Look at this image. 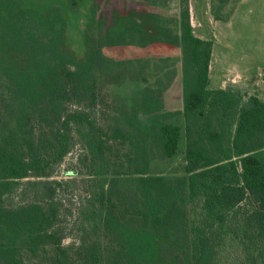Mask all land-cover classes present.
Here are the masks:
<instances>
[{"label":"trees","instance_id":"obj_1","mask_svg":"<svg viewBox=\"0 0 264 264\" xmlns=\"http://www.w3.org/2000/svg\"><path fill=\"white\" fill-rule=\"evenodd\" d=\"M167 2L107 26L97 0H0V264H264V102L209 88L212 42Z\"/></svg>","mask_w":264,"mask_h":264},{"label":"rangeland","instance_id":"obj_2","mask_svg":"<svg viewBox=\"0 0 264 264\" xmlns=\"http://www.w3.org/2000/svg\"><path fill=\"white\" fill-rule=\"evenodd\" d=\"M97 2L101 7V13L107 20V26L112 23L113 12L125 15L131 11L136 13L148 11L142 7V4L137 3L139 0H97ZM44 3L39 4L37 8L48 7L49 3ZM167 3L168 8L163 12L164 15L176 14L180 9L179 0H168ZM189 9H191L190 23L194 26L193 34L201 40L216 42L215 56L211 58L209 88L214 90L232 88L241 91L246 96H257L264 100V0L240 1L231 16L232 27L224 28V30L218 28L219 23L214 20L226 15L223 8L219 7L217 0H189ZM120 21L122 22L121 19ZM154 26L149 23L143 25L144 29L152 28L153 30L156 28ZM155 53H150V55H155ZM144 55L145 52L142 56ZM218 58L220 61L217 65L216 59ZM117 92L115 87L102 88V95L108 101H114ZM184 144V137L181 136L177 154L161 166L165 172L180 173ZM77 154L78 151L73 150L63 162V167L57 169L58 179H68L63 174V170H70L74 167ZM77 183V189L68 188L61 195L63 204L70 214L66 219V228L72 238L75 236L72 232L76 231L73 226H77L80 219L86 218L88 211L91 215L86 194L80 182ZM75 219L77 220L74 221ZM68 242L70 240L66 239L64 244Z\"/></svg>","mask_w":264,"mask_h":264},{"label":"crops","instance_id":"obj_3","mask_svg":"<svg viewBox=\"0 0 264 264\" xmlns=\"http://www.w3.org/2000/svg\"><path fill=\"white\" fill-rule=\"evenodd\" d=\"M240 1H242V0H229V1L225 2V3H223V4H219L218 3L219 7L223 8V10H224L223 12L226 13L225 16H223V17L219 16L216 19H214L216 21V23H219L218 24L219 26H217L218 28L220 27V29L224 30V28L230 29L232 27V22H231L232 21L231 20L232 17L231 16H232L233 12H235L236 6H237V4ZM190 11H191V9H190ZM191 26L194 29V26L192 24H191ZM208 41L212 42V51H211V58H212V57L215 56L214 55L215 54L214 53V49H215L216 42L214 40H208ZM257 51L260 52V50H257ZM252 57L256 58L255 56H252ZM216 60H217L216 64L218 65V63L220 61V58H218ZM210 65H211V60H210V64H209V72L208 73H210ZM209 79H210V77H209ZM210 82H211V80H210ZM263 102H264V100H263Z\"/></svg>","mask_w":264,"mask_h":264},{"label":"flooded vegetation","instance_id":"obj_4","mask_svg":"<svg viewBox=\"0 0 264 264\" xmlns=\"http://www.w3.org/2000/svg\"><path fill=\"white\" fill-rule=\"evenodd\" d=\"M99 8H101V7L99 6Z\"/></svg>","mask_w":264,"mask_h":264}]
</instances>
